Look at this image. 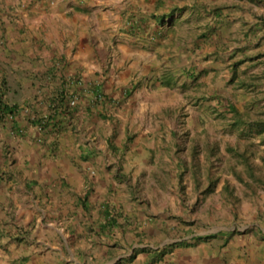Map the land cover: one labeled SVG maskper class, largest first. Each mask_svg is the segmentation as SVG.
I'll list each match as a JSON object with an SVG mask.
<instances>
[{
    "label": "crops",
    "instance_id": "crops-1",
    "mask_svg": "<svg viewBox=\"0 0 264 264\" xmlns=\"http://www.w3.org/2000/svg\"><path fill=\"white\" fill-rule=\"evenodd\" d=\"M73 1L36 0L34 16L39 17L31 27L42 30L31 40L59 46L58 40L45 36L54 33L69 43H83L89 53L74 54L77 67L71 71L83 81L78 82L76 92L81 93L76 96L92 104L93 92L100 89L101 106L115 116L110 120L101 115L96 122L80 117L77 122L83 114L78 111L62 118L61 123L82 132L71 145L59 146L55 177L49 178L54 189L37 201L32 234L37 247L24 264H264V236L257 238L256 229L246 231L251 223L235 231L214 222L202 227L188 218L183 193L190 194L193 183L185 187L180 181V126L173 128L168 119V113L180 106L181 86H198L204 77L225 76L238 95L235 101L248 100L246 90L254 84L244 79L245 71L264 63L262 0ZM104 31L111 44L106 51L115 59L108 70L95 53L106 48L100 39ZM56 49L49 48L50 59L56 57ZM168 75L169 87L162 83ZM113 84L119 89L110 95ZM134 95L135 101L130 99ZM234 102H229L231 125L240 118L248 120ZM60 153L72 162L62 165ZM115 154L126 160L125 165L129 157H145L143 164L156 158L157 178L136 183L117 173L129 168L109 161ZM145 186L148 189L142 191ZM251 233L256 243L249 246Z\"/></svg>",
    "mask_w": 264,
    "mask_h": 264
},
{
    "label": "rangeland",
    "instance_id": "rangeland-1",
    "mask_svg": "<svg viewBox=\"0 0 264 264\" xmlns=\"http://www.w3.org/2000/svg\"><path fill=\"white\" fill-rule=\"evenodd\" d=\"M35 1L0 0V80L8 82L10 91L6 95L7 99L22 109L19 116L21 134L12 130L10 124L0 125V264H24V260L34 253L37 246L32 234L37 225L36 212L40 208L37 201L41 202L44 199L42 197H47L48 191L54 189L53 181L49 183V178L55 177L53 164L60 158L59 146L63 148L66 144L71 145L75 134L78 136L82 132V129L74 132V126H68L63 120L60 133L54 136L28 122V118L48 116V102L56 91L65 89L68 95L76 92L78 82L83 84V81L81 77V80L76 79L71 74L77 67L75 55L89 53L83 43H77L74 39L69 43L62 36L47 33V29H44L46 38L58 40L56 42L60 43L59 46L57 43L46 46L43 42L31 40L32 35L39 34L42 30L31 27L33 19L39 17L34 16V11L38 8ZM48 1L51 0H45ZM262 6L264 7V0ZM49 9H52V5ZM67 9L70 10L69 7ZM70 12V15L74 14ZM27 16L32 19L26 18ZM100 34H103L100 39L104 41L106 48L96 49L95 53L101 67L108 70L115 59L109 56V50L106 51L111 45L104 38L106 32ZM54 46L57 47L54 54H57L50 59L53 50L50 51L49 48ZM92 77L93 75L89 78ZM187 78L189 82H194ZM162 79H169V75ZM244 79L254 86L249 91L246 90L248 100L244 98L243 101H235L238 95L232 92L225 76L201 78L200 85L197 82L198 86L186 83L188 85L185 88L181 86L180 89V106L168 113V119L173 128L175 125L180 126V154H177L180 158L174 154L180 160V181L185 183V187L191 180L193 183L190 194L183 193L186 197L183 206L190 213L188 218H195L202 227H209L214 222L217 226L235 231L238 228L242 231L245 224L251 223L246 231L259 230L257 238L260 239L264 236V184L248 174L239 154L250 159L256 173L264 180V133L233 127L229 102L235 101L236 108L245 118L264 119V63L255 65L254 70L247 68ZM102 80L101 77L98 81ZM86 83L90 84L89 81ZM118 89L116 84L111 85L109 94H115ZM78 93L81 90L76 95ZM74 99H77V104L71 107L76 112L83 111V114L77 116V122L80 117H89V122H96L101 115L110 120L115 116L114 113L105 111L100 100H90L92 104H86L84 96L79 95ZM130 99L135 101L137 96ZM117 105L119 107L122 104ZM160 113L161 111L156 117ZM101 142L104 139L99 144ZM144 158L129 157L131 162L126 164L128 172L124 173L119 169L116 172L136 183L139 180L150 183L157 178L156 158L143 164ZM71 159L62 155V165L70 164ZM135 160H138V164H134ZM109 161L115 162L120 168H126V160L123 161L117 154ZM238 172L243 177L238 176ZM196 184L199 185L196 187ZM147 189L145 186L142 191ZM207 216L209 221L206 222ZM248 236L249 246L256 243L252 233ZM18 237H22L19 242L16 240ZM26 239L29 242L22 243Z\"/></svg>",
    "mask_w": 264,
    "mask_h": 264
},
{
    "label": "trees",
    "instance_id": "trees-1",
    "mask_svg": "<svg viewBox=\"0 0 264 264\" xmlns=\"http://www.w3.org/2000/svg\"><path fill=\"white\" fill-rule=\"evenodd\" d=\"M167 81V80H166ZM165 80L162 82L168 87L170 86L171 81ZM10 91L8 82L5 79L0 80V125H9L11 129L19 133L22 131L20 129V123L18 118L21 114V108L18 104L10 102L6 95ZM65 89L58 90L49 100V110L50 113L46 117L36 116L34 118H28V122L33 127H37L42 131H47L51 133H60L61 120L63 116L73 115L76 112L74 108L70 106V100L76 96V93L68 95ZM95 96V101L99 102V99L102 96L100 89H97L93 92ZM94 102V101H93ZM234 127H243V129H249L250 131H255L259 133H264V119H238L234 124ZM243 160L242 162L246 165L248 174L257 181H260L264 184L262 177L258 176L256 169L253 166L250 159H248L244 154H239V158ZM238 176H242L241 172L237 173ZM243 177V176H242Z\"/></svg>",
    "mask_w": 264,
    "mask_h": 264
},
{
    "label": "built area",
    "instance_id": "built-area-1",
    "mask_svg": "<svg viewBox=\"0 0 264 264\" xmlns=\"http://www.w3.org/2000/svg\"><path fill=\"white\" fill-rule=\"evenodd\" d=\"M77 104V99L72 98L70 101L71 106H75Z\"/></svg>",
    "mask_w": 264,
    "mask_h": 264
},
{
    "label": "clouds",
    "instance_id": "clouds-1",
    "mask_svg": "<svg viewBox=\"0 0 264 264\" xmlns=\"http://www.w3.org/2000/svg\"><path fill=\"white\" fill-rule=\"evenodd\" d=\"M102 96H103V95H102ZM102 96H100V97L102 98ZM76 98H77V97H76ZM101 98H100V99H101ZM100 99H99V100H100ZM92 100H95V98H93ZM97 102H98V101H97ZM70 106H71V105H70ZM72 107H74V106H72Z\"/></svg>",
    "mask_w": 264,
    "mask_h": 264
}]
</instances>
